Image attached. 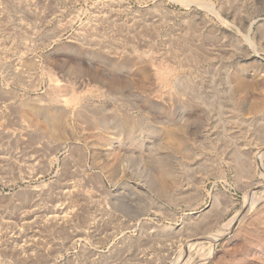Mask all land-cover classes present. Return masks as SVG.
<instances>
[{"label":"rangeland","instance_id":"374dc122","mask_svg":"<svg viewBox=\"0 0 264 264\" xmlns=\"http://www.w3.org/2000/svg\"><path fill=\"white\" fill-rule=\"evenodd\" d=\"M190 1L0 0V264H264V0Z\"/></svg>","mask_w":264,"mask_h":264},{"label":"bare ground","instance_id":"6f19581e","mask_svg":"<svg viewBox=\"0 0 264 264\" xmlns=\"http://www.w3.org/2000/svg\"><path fill=\"white\" fill-rule=\"evenodd\" d=\"M176 2L179 1L181 3L184 4H187L189 2H192L190 0H175ZM253 23H251L250 27H252ZM190 26V25H189ZM195 32V31H194ZM192 46V45H191ZM194 48V46H193ZM198 54V53H197ZM141 56V55H140ZM139 57V56H137ZM200 57V56H199ZM202 59V58H201ZM143 60V58H142ZM151 60V59H150ZM149 61V60H148ZM152 61V60H151ZM153 63V62H152ZM173 72V67H171L169 64H165L160 67V68H157V71L155 72L158 76L159 79H162V80H168V76ZM54 80V79H53ZM118 82V81H117ZM79 83V81H78ZM53 87V86H52ZM69 88V87H68ZM76 88V87H75ZM71 90V89H70ZM68 91V90H67ZM76 91V90H75ZM64 93V92H63ZM57 94V93H56ZM74 94V93H73ZM71 96V94H70ZM55 97V96H54ZM78 97L77 96H73L71 97L70 99H66L65 103H67L66 105H69V106H74V104L76 102H78L79 100H77ZM58 101V100H57ZM30 105V103H29ZM52 110V109H51ZM80 110V109H79ZM54 112V111H53ZM73 111L72 110H68L66 107H63L62 110H56L54 113H51L50 115L47 116V118L44 119V122L46 123L45 125L47 126V130H48V133H49V136L51 135L55 140L57 141H61L63 139V137L66 136L67 134V127H68V124H70V119H71V116L73 115L72 113ZM43 114V113H42ZM77 114V116H81L82 112L81 111H76L75 112V115ZM34 115V114H33ZM88 117V116H87ZM80 119V118H79ZM86 119V118H85ZM41 121V119H36V120H33L38 122V121ZM84 120V119H83ZM89 120V119H88ZM34 122V124L36 123ZM165 136H166V141L170 144H174V145H177V146H180L182 144V141L183 139L181 138L180 135H178V133L174 130L171 129V127L169 128L168 126H166V129H165ZM238 157V156H237ZM42 195V194H41ZM35 196V195H34ZM204 223V222H203ZM194 225V224H193ZM192 225V226H193ZM195 227V226H194ZM196 227H199L198 225ZM195 227V228H196ZM229 230V229H227ZM230 231V230H229ZM220 237V234L216 235L215 237V241L214 243L212 244L211 248L209 250H205V253H206V256L211 252L212 248L215 246L216 244V241H218ZM214 238V237H213ZM195 244V243H194ZM198 244V243H197ZM204 244V243H203ZM189 251V250H188ZM197 252V251H196ZM189 258V256H188ZM187 258V259H188ZM199 258V257H198ZM186 259V257H182V259H180L179 263L178 264H187L188 263V260ZM190 264V263H189Z\"/></svg>","mask_w":264,"mask_h":264}]
</instances>
